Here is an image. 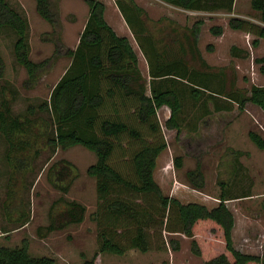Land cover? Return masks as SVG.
Returning a JSON list of instances; mask_svg holds the SVG:
<instances>
[{"label": "trees", "instance_id": "16d2710c", "mask_svg": "<svg viewBox=\"0 0 264 264\" xmlns=\"http://www.w3.org/2000/svg\"><path fill=\"white\" fill-rule=\"evenodd\" d=\"M33 1L38 16L51 26L40 38L54 46L53 54L40 61L29 56L26 19L6 0H0V27L10 28L16 34L14 57L26 71L23 87L34 88L41 72L54 59L65 56L69 64L51 87L48 98L38 104H28L20 114L12 109L15 91L5 85L1 87L0 135L6 143L4 160L9 167L6 196L10 194V185L15 184V175L30 169L41 153L81 145L96 157L86 173L95 180L97 197L96 208L90 214L96 225L97 251L81 264H94L102 253L122 255L130 249L147 252L166 246L177 250L179 242L173 238L166 241L164 232L191 238V251L203 256V264H264L263 257L241 252L233 246L234 216L225 203L232 197L222 181L218 202L209 207L197 201L182 202L164 193L154 177L157 159L167 148L158 117L161 107H167L170 112L166 128L175 129L178 134L185 130L188 137L193 138L200 134L212 114L231 112L234 105L243 111L245 105L251 103L264 111V85L251 84L244 90L227 88L224 73L213 72L214 67L201 56L197 44L201 21L184 29L183 41L178 37L158 41L147 25L141 6L134 0H115L146 60V77L131 39L117 34L106 21L103 1L83 0L88 14L74 48L65 47L61 39L59 0ZM163 1L185 10L225 12L232 11L234 2ZM250 7L258 14L256 21L232 16L228 26L252 34L251 46L256 48L264 39V0H250ZM209 31L213 35L223 32L220 25L210 26ZM231 51L241 57L249 54L243 49ZM189 55L199 63L200 69L189 64ZM253 60L264 74V53ZM3 68L0 55V78ZM5 89L8 93H4ZM188 111L193 112L194 117L187 118ZM247 136L258 149L264 150L262 135L249 130ZM226 150L236 159L245 154L231 147ZM173 163L176 169L180 168L182 156H174ZM74 170V165L65 158L48 166L47 180L62 194L52 203L50 211L59 201L63 202L64 209L49 213V223L38 229L41 235L83 220L85 207L76 200L63 198L73 184ZM185 177L192 188L205 187L200 160L185 172ZM0 205L6 214L10 213V205L4 201H0ZM28 218L29 212L21 211L17 227L24 226ZM203 223H210L205 235L220 237L224 250L209 251L204 257L198 235ZM54 263L52 257L31 255L26 240L15 247L0 245V264Z\"/></svg>", "mask_w": 264, "mask_h": 264}, {"label": "rangeland", "instance_id": "374dc122", "mask_svg": "<svg viewBox=\"0 0 264 264\" xmlns=\"http://www.w3.org/2000/svg\"><path fill=\"white\" fill-rule=\"evenodd\" d=\"M101 1L105 3L104 15L107 21L116 27L119 34L131 38L138 53L142 73L148 77L146 60L124 23L115 0ZM134 1L144 9L147 25L158 41H167V38L172 40L174 37L183 41L184 29L190 28L196 21H201L197 43L201 56L209 66L214 67L213 72L224 73L228 89L244 90L251 84L264 85V74L258 70L253 60L264 52V42L253 48L252 34L233 30L228 26V19L232 17L229 16L230 13L212 14L210 11L185 10L163 0ZM6 2L27 21L26 40L30 58L40 61L50 57L54 46L51 42L41 40L40 35L49 31L51 26L38 16L35 2ZM58 8L62 42L65 47L72 48L87 18L88 7L83 0H59ZM235 8V11L250 16L249 20L256 21L258 14L251 9L250 0H237ZM118 22L123 28H120ZM212 25H220L222 34L213 35L209 31ZM16 38L13 30L0 27V55L4 65L3 76L0 78V98L3 85L14 90L12 109L14 113L20 114L28 104H38L48 98L51 87L69 64V58L60 56L54 59L41 72L36 86L26 89L22 85L26 71L16 62L13 53ZM231 49H243L249 54L247 57L236 56ZM188 58L191 66L200 69L197 61L191 60L190 55ZM218 78L221 80L220 76ZM7 89L4 93H8ZM192 113L188 111L187 118L194 117ZM169 114L167 107L158 110L167 148L157 159L154 177L163 192L179 198L182 202L197 201L210 207L218 202L221 192L219 182L222 181L227 194L232 197L225 203L234 216L233 246L241 252L264 258V150L258 149L247 136L249 130H254L264 137V111L251 103L246 104L243 111H239L234 105L231 112L212 114L207 125L201 128L200 134L193 138L188 137L189 133L185 130L178 134L175 129L166 128L165 121ZM227 147L241 150L245 154L236 159L226 150ZM5 149L6 143L0 135V201L11 206L10 213L6 214L0 205V245L15 247L26 240L31 255L52 257L54 264H81L84 259H90L97 251L96 225L90 218L96 208L97 197L95 180L86 173V169L95 162V154L81 145L71 146L64 151L58 149L54 153L43 152L31 163V170L28 167L15 175V184L10 185V194L7 197L9 167L4 160ZM174 156H182V166L178 169L173 163ZM59 158L67 159L75 167L73 184L63 198L81 203L85 207V214L79 223H71L41 235L38 229L49 223V213L55 214L64 209L63 202L59 201L50 211L52 203L62 194L52 187L46 176L48 166ZM197 160H200L205 177V187L202 190L189 186L185 177V172L193 169ZM247 194L248 196H242ZM21 211L29 212V220L24 226L17 227V218ZM208 226L210 223L201 224L199 232L202 233L198 232L204 257L208 256L209 251L216 253L224 250V242L220 237L205 235ZM163 234L166 241L170 238L176 239L179 248L174 250L166 246L162 250L151 249L147 252L130 249L122 255L102 253L95 258L94 264L204 263L203 256L192 253L191 238L180 233Z\"/></svg>", "mask_w": 264, "mask_h": 264}, {"label": "crops", "instance_id": "0c3cea01", "mask_svg": "<svg viewBox=\"0 0 264 264\" xmlns=\"http://www.w3.org/2000/svg\"><path fill=\"white\" fill-rule=\"evenodd\" d=\"M236 3H237V0H234V2H233V8H232V11L231 12H225V11H223V10H211L210 11V13H212V14H224V13H230L231 15H229V16H236V17H241V18H246V19H251L250 18V16H245L244 14H241V12H237V11H235V7H236ZM252 17V16H251ZM123 18V17H122ZM105 19H106V17H105ZM106 21H107V19H106ZM108 22V21H107ZM109 23V22H108ZM119 23V22H118ZM124 23H125V21H124ZM110 24V23H109ZM119 25H120V28H123L122 27V24L121 23H119ZM126 25V24H125ZM84 26V25H83ZM110 26L115 30V32L117 33V34H119L117 31H116V27L113 25V24H110ZM127 26V25H126ZM128 27V26H127ZM82 29H83V27H82ZM82 29H81V31H82ZM128 30H129V28H128ZM80 31V32H81ZM129 32H130V34H131V31L129 30ZM80 34V33H79ZM119 35H123V36H127V35H125V34H119ZM132 35V34H131ZM128 38H130L129 36H127ZM78 38H79V36H78ZM78 38H77V41H76V44H77V42H78ZM131 39V38H130ZM262 42H264V39H262V40H260V43H259V45H262ZM75 44V45H76ZM258 45V46H259ZM257 46V47H258ZM75 47V46H74ZM74 47H72V48H74ZM264 53V52H263ZM262 53V54H263ZM261 54V55H262ZM260 56V55H259Z\"/></svg>", "mask_w": 264, "mask_h": 264}]
</instances>
